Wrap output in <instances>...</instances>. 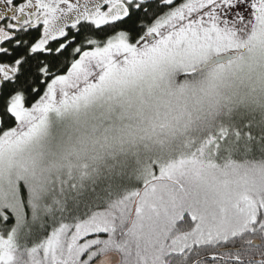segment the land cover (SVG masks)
I'll use <instances>...</instances> for the list:
<instances>
[{
  "label": "snow or ice",
  "instance_id": "6c2138e0",
  "mask_svg": "<svg viewBox=\"0 0 264 264\" xmlns=\"http://www.w3.org/2000/svg\"><path fill=\"white\" fill-rule=\"evenodd\" d=\"M0 264H264V0H0Z\"/></svg>",
  "mask_w": 264,
  "mask_h": 264
}]
</instances>
